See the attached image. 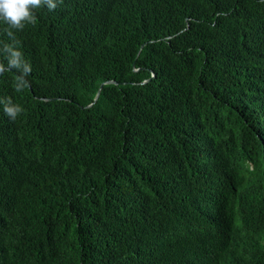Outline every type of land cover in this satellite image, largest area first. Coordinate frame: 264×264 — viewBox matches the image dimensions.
<instances>
[{
    "label": "trees",
    "instance_id": "obj_1",
    "mask_svg": "<svg viewBox=\"0 0 264 264\" xmlns=\"http://www.w3.org/2000/svg\"><path fill=\"white\" fill-rule=\"evenodd\" d=\"M55 3L0 22V264H264V0Z\"/></svg>",
    "mask_w": 264,
    "mask_h": 264
},
{
    "label": "clouds",
    "instance_id": "obj_2",
    "mask_svg": "<svg viewBox=\"0 0 264 264\" xmlns=\"http://www.w3.org/2000/svg\"><path fill=\"white\" fill-rule=\"evenodd\" d=\"M47 5L49 10L56 8L55 0H0V22L11 29L23 30L26 24H36L34 9ZM5 113L12 119L22 111L17 105H12L11 100L5 103Z\"/></svg>",
    "mask_w": 264,
    "mask_h": 264
},
{
    "label": "water",
    "instance_id": "obj_3",
    "mask_svg": "<svg viewBox=\"0 0 264 264\" xmlns=\"http://www.w3.org/2000/svg\"><path fill=\"white\" fill-rule=\"evenodd\" d=\"M150 78V77H149ZM149 78H146V79H143L142 82L148 80ZM117 83V81L115 79H107V80H104L103 82L100 83V85L98 86L97 90H96V93L94 95V98H93V101L90 102L88 105H91L98 97L99 93H100V90H101V87L103 85V83ZM45 99H48V97H44Z\"/></svg>",
    "mask_w": 264,
    "mask_h": 264
}]
</instances>
